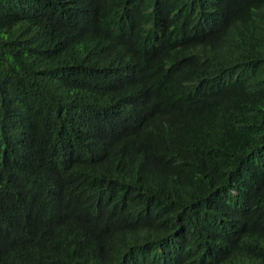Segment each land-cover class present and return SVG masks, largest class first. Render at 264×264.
<instances>
[{
	"label": "trees",
	"instance_id": "1",
	"mask_svg": "<svg viewBox=\"0 0 264 264\" xmlns=\"http://www.w3.org/2000/svg\"><path fill=\"white\" fill-rule=\"evenodd\" d=\"M0 264H264V0H0Z\"/></svg>",
	"mask_w": 264,
	"mask_h": 264
}]
</instances>
